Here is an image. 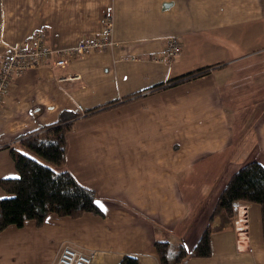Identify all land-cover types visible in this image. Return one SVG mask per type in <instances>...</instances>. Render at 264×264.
Listing matches in <instances>:
<instances>
[{"label": "crops", "instance_id": "1", "mask_svg": "<svg viewBox=\"0 0 264 264\" xmlns=\"http://www.w3.org/2000/svg\"><path fill=\"white\" fill-rule=\"evenodd\" d=\"M107 15L113 45L13 77L0 109V180L17 177L11 150L23 138L78 113L65 169L103 215L9 226L0 264H55L65 245L94 252L92 264H160L157 240L192 250L233 174L264 166V0H0V66L37 28L71 47L102 36ZM170 38L181 45L172 60ZM243 204L249 229L216 215L212 256L186 264H264L262 208Z\"/></svg>", "mask_w": 264, "mask_h": 264}, {"label": "trees", "instance_id": "2", "mask_svg": "<svg viewBox=\"0 0 264 264\" xmlns=\"http://www.w3.org/2000/svg\"><path fill=\"white\" fill-rule=\"evenodd\" d=\"M77 117V112L65 110L56 122L23 138V150H11L18 175L0 180L7 192V196L0 198V233L9 226L23 227L30 220L41 225L51 214L74 219L87 213L103 215L96 203L95 190L81 184L65 169L67 135ZM243 203L260 204L264 235V166L257 160L247 161L233 174L218 199L211 221L220 213L234 217L237 206ZM211 221L192 250L182 242L157 240L155 250L160 264H186L193 257H211ZM119 264H140V261L136 256L125 255Z\"/></svg>", "mask_w": 264, "mask_h": 264}, {"label": "built area", "instance_id": "3", "mask_svg": "<svg viewBox=\"0 0 264 264\" xmlns=\"http://www.w3.org/2000/svg\"><path fill=\"white\" fill-rule=\"evenodd\" d=\"M113 31V20L107 15L104 20V33L102 36L84 39L79 44L71 47H52L47 42L45 30L43 28L35 29L24 46L9 49L0 66V109L12 86L13 77L23 75L32 68L44 65H49L52 68H65L69 64L70 58L113 45ZM180 51L179 40L176 38L168 39L167 58L169 60L174 59ZM79 77V75H70L65 79L71 80ZM247 213L248 206L246 204L238 205L234 226L239 232H246L249 229ZM94 256V252H85L72 245H65L55 264H92Z\"/></svg>", "mask_w": 264, "mask_h": 264}, {"label": "rangeland", "instance_id": "4", "mask_svg": "<svg viewBox=\"0 0 264 264\" xmlns=\"http://www.w3.org/2000/svg\"><path fill=\"white\" fill-rule=\"evenodd\" d=\"M79 117H80V116H78V117L76 118V120H77ZM68 134H69V133H68ZM67 137H68V135H67ZM55 168H56L57 170H59V171L62 169V167H61V168H60V167H55ZM187 174H188V173H187ZM194 192H195V193H198V191H196V190H195ZM236 217H237V215H235L234 218L236 219ZM69 218H70V217H69ZM72 219H74V218H72ZM77 219H79V218H77Z\"/></svg>", "mask_w": 264, "mask_h": 264}, {"label": "snow or ice", "instance_id": "5", "mask_svg": "<svg viewBox=\"0 0 264 264\" xmlns=\"http://www.w3.org/2000/svg\"><path fill=\"white\" fill-rule=\"evenodd\" d=\"M96 203H97L98 205H100L101 207H103V203H102V201H96Z\"/></svg>", "mask_w": 264, "mask_h": 264}]
</instances>
